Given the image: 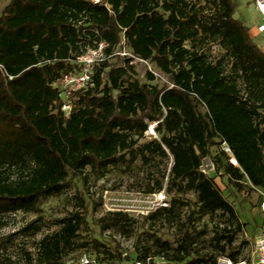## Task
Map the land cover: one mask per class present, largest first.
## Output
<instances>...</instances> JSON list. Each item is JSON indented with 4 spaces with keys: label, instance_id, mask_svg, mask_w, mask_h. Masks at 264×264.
Masks as SVG:
<instances>
[{
    "label": "trees",
    "instance_id": "trees-1",
    "mask_svg": "<svg viewBox=\"0 0 264 264\" xmlns=\"http://www.w3.org/2000/svg\"><path fill=\"white\" fill-rule=\"evenodd\" d=\"M233 13L232 0H8L0 9V221L37 213L74 180L140 173L145 193L172 194L167 208L143 216L146 224L123 211L93 219L102 233L144 236L133 264H251L234 246L242 224L218 183L264 190V52ZM99 44L105 59L90 85L63 100L57 82ZM152 123L157 138L146 141ZM206 159L213 175L201 169ZM77 201L32 262L65 264L82 249L101 264L127 261L97 239L79 242L88 207ZM215 217L223 224L198 228ZM167 226L173 241L158 234Z\"/></svg>",
    "mask_w": 264,
    "mask_h": 264
},
{
    "label": "rangeland",
    "instance_id": "rangeland-1",
    "mask_svg": "<svg viewBox=\"0 0 264 264\" xmlns=\"http://www.w3.org/2000/svg\"><path fill=\"white\" fill-rule=\"evenodd\" d=\"M232 2L234 4L233 18L247 28L251 41L264 52V33L257 31V27L262 22V17L253 0H232ZM7 3L8 0H0V9L4 8ZM212 54H220V49L213 46ZM145 69L146 67L142 64L136 65L137 76L140 79L144 78ZM163 82L164 80H159V83ZM155 138L157 137L145 136L146 141ZM171 163V159L165 162L167 171H169ZM202 170L208 175H213L214 171L210 160L203 161ZM224 182H226V177H223L222 182L220 181L218 185L223 190L224 195L229 194L228 199L234 204L242 224V229L236 236L234 246L240 248L241 258L249 257L252 261L253 241L257 236L264 234V213L260 210V202L264 200V190L244 187L238 191L231 186L227 187ZM145 189L140 173L133 176L130 173L114 171L106 175L105 178L96 182L91 181L85 186L74 180L65 194L59 198L46 201L37 213L17 212L0 221V262L2 264H35L32 261L37 257L38 242L44 236L58 231V220L78 208L77 196L81 195L88 207V214L86 217L87 225L80 234L79 242L91 244L92 239H97L110 249H115L129 258L119 264H133L136 247L143 244L144 236L138 238V235H135L126 238L111 232L102 233L93 224V219L99 218L109 211H123L127 212L139 224H146L142 217L150 212L152 204L149 202L152 201V194L145 193ZM164 193L169 202L172 194H168L166 191ZM185 199L194 201L190 194L186 195ZM94 203L95 207H93ZM184 212H188V210L185 209ZM219 222H223L222 217H215L213 221L205 218L199 223L198 228L201 229L206 225L211 231L212 226ZM30 224L32 228L29 231H21ZM33 228H37V231ZM158 232L164 240L173 241L175 238L174 229L168 226L159 227ZM82 250L68 254L65 258V264H77L78 256ZM85 250L95 254L91 247ZM28 255L32 259L31 261L28 259ZM154 262L165 264V261L159 258H155Z\"/></svg>",
    "mask_w": 264,
    "mask_h": 264
},
{
    "label": "built area",
    "instance_id": "built-area-1",
    "mask_svg": "<svg viewBox=\"0 0 264 264\" xmlns=\"http://www.w3.org/2000/svg\"><path fill=\"white\" fill-rule=\"evenodd\" d=\"M94 4L99 0H91ZM255 7L262 17L261 24L257 27L259 33H264V0H253ZM104 44H99L97 48L86 51L82 56L77 58V64L80 66V71L76 73H68L62 76L57 82V87L60 90V95L63 100H67L72 93L83 90L90 85L91 72L95 64L104 61L103 53ZM125 55V54H123ZM70 105L65 104L62 110L68 115L70 111ZM157 123H152L148 126L145 136L156 137L155 126ZM224 152L230 154V150L227 146L223 147ZM230 162L236 165V162L231 159ZM202 169V167H201ZM203 171V170H202ZM205 173V172H204ZM207 174V173H206ZM152 204L150 212L160 208H167L169 205L166 195L163 191L152 194ZM260 210L264 213V200L260 202ZM149 212V213H150ZM77 264H101L93 256L87 253H81L78 257ZM135 264H141L136 262ZM219 264H231L226 259H219ZM244 264V263H242ZM251 264H264V234L257 236L252 244V261Z\"/></svg>",
    "mask_w": 264,
    "mask_h": 264
}]
</instances>
